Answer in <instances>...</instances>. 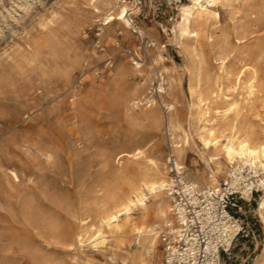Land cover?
Instances as JSON below:
<instances>
[{"label": "rangeland", "instance_id": "obj_1", "mask_svg": "<svg viewBox=\"0 0 264 264\" xmlns=\"http://www.w3.org/2000/svg\"><path fill=\"white\" fill-rule=\"evenodd\" d=\"M131 1L140 8L132 14L133 26L123 34L114 25L101 45L104 26L96 21L92 0H0V264H121L113 258V250L91 241L79 243L77 236L84 213L104 195V182L114 178L118 152L143 146L148 157H161L164 162L172 154L170 123L164 121L159 129L150 121L129 123L120 101L131 85L142 81L130 57L150 64L138 30L152 31L165 45L167 66L184 83L175 99L181 113L192 102L186 88L195 58L186 38L174 41L180 7L192 0ZM218 13L207 29L212 41L201 44L214 61L213 71L219 65L214 60L219 51L216 43L225 40L230 61L236 60L237 66L258 55L264 81V0H224ZM50 19L55 23L44 28ZM35 42L37 49L30 46ZM123 65L125 73L115 76ZM231 91L226 94L234 99L241 88ZM73 93L80 100L79 125L74 121L78 109ZM254 102L260 111L264 109V91ZM167 111L158 107L164 120ZM76 141L78 176L72 167ZM47 149L54 153V162L39 159ZM202 155L206 149L199 142L197 151L191 150L186 158L190 177L197 169H208ZM121 160L122 166L130 165ZM226 174L224 168L219 181ZM262 193L246 206L258 241L249 240L245 248L238 243L225 264H253L259 255L264 229L257 206ZM137 245L133 240L132 247ZM159 258H163L162 241Z\"/></svg>", "mask_w": 264, "mask_h": 264}, {"label": "bare ground", "instance_id": "obj_2", "mask_svg": "<svg viewBox=\"0 0 264 264\" xmlns=\"http://www.w3.org/2000/svg\"><path fill=\"white\" fill-rule=\"evenodd\" d=\"M92 1L93 12L99 17L96 21L104 26L99 33L101 45L114 25L120 26L121 33L126 34L133 26L132 14L138 13L140 9L131 0ZM223 1L192 0L180 7L181 20L177 24L178 31L174 41L180 43V40L186 38L189 41L188 48H191L195 55L191 67L188 68L189 81L186 88L192 102L182 110V113L177 110L175 103L177 93L184 87L182 78L167 66L165 45L146 28H141L138 32L139 38L145 43L150 64H145L142 58L135 60L134 56L130 57L133 61L130 63L141 75L142 81L131 85L129 92L123 95L120 101L125 107V119L129 123L140 124L142 121H150L158 129L164 121L170 123L168 128L171 131L169 141L171 153L176 158L182 176L200 188L220 184L219 176L224 168L227 173L236 165H251L259 169L262 175L256 187L258 192L263 190V193L257 206V213L264 229V109L260 111L254 102V99L264 91L260 59L257 60L258 55H251V63L241 60L237 66L236 60L230 61L226 41H219L216 43L219 45V51L214 59L219 64V71H213L211 66L214 61L209 60L206 51L201 48L205 39L212 41L213 36L208 34L207 29L211 20L219 18L218 7ZM117 2L121 4L117 5ZM53 23L55 19H50L43 26L49 29ZM30 46L37 49V42ZM136 54L141 57L139 52ZM105 55H108V52H105ZM159 72L166 80L162 95L163 102L168 107V116L165 120L158 112L159 105H138L147 96L150 84ZM124 73L125 66H119L115 76ZM239 88L241 92L236 98L231 99L227 96L226 91L232 89L238 91ZM72 96L73 105L78 109L74 121L79 125L80 100L76 93ZM219 102L226 106L219 107ZM199 142L206 149V155H202V159L208 169L204 171L197 169L190 177L186 173L188 169L186 158L191 150L197 151ZM75 152L72 167L78 176L77 141ZM38 156L45 163L55 160L54 153L49 149ZM114 159L118 163L114 167V178L104 182V195L84 213L80 220L77 240L79 243L91 241L98 248L113 250V258L118 259L121 264H162L159 258L161 234L173 222L168 188L173 177L171 168L161 157H148L143 146H133L118 152ZM121 159H126L130 165L122 166ZM133 240L138 243L136 248L132 247ZM253 264H264V238L260 253Z\"/></svg>", "mask_w": 264, "mask_h": 264}, {"label": "built area", "instance_id": "obj_3", "mask_svg": "<svg viewBox=\"0 0 264 264\" xmlns=\"http://www.w3.org/2000/svg\"><path fill=\"white\" fill-rule=\"evenodd\" d=\"M165 87L159 72L138 105H159L167 111L162 99ZM167 163L173 175L168 185L173 222L161 234L162 264H225L238 243L245 248L249 240L258 241L246 206L258 194L259 169L236 165L220 184L200 188L182 176L173 154Z\"/></svg>", "mask_w": 264, "mask_h": 264}]
</instances>
